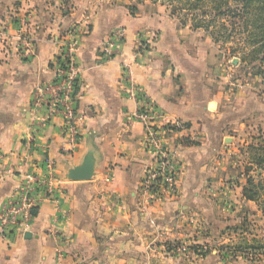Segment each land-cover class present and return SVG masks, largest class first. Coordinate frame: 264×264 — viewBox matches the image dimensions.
I'll return each mask as SVG.
<instances>
[{
    "label": "crops",
    "instance_id": "0c3cea01",
    "mask_svg": "<svg viewBox=\"0 0 264 264\" xmlns=\"http://www.w3.org/2000/svg\"><path fill=\"white\" fill-rule=\"evenodd\" d=\"M130 1L0 0V207L25 173H46L47 161L57 179L28 230L0 235V264H264L221 257L243 206L255 205L242 195L245 180L228 177L240 134L226 131L247 121L224 99L217 50L160 3ZM67 38L77 42L79 143L71 150L60 116L40 127L31 114L33 92L54 78ZM130 84L157 108L163 144L177 155L175 189L159 187L157 197L142 189L155 156L132 117ZM86 156L92 177L66 179ZM195 245L209 252L199 257Z\"/></svg>",
    "mask_w": 264,
    "mask_h": 264
},
{
    "label": "built area",
    "instance_id": "2783aa9c",
    "mask_svg": "<svg viewBox=\"0 0 264 264\" xmlns=\"http://www.w3.org/2000/svg\"><path fill=\"white\" fill-rule=\"evenodd\" d=\"M116 37V38H114ZM121 32H116L105 44L104 52L110 56ZM112 39V40H111ZM77 42L67 38L60 49L54 78L36 86L32 101L31 114L33 120L40 126L46 125L53 117L62 119L61 131L64 135V145L73 149L78 142V114L75 106L78 72L75 63ZM128 96L136 100V109L132 117L143 123L146 132L147 148L155 156V166L146 172L142 182L144 192H151L155 197L158 192L154 186L159 184L163 190L174 191L178 160L175 151L167 150L162 141L165 127L158 125V112L155 105L141 90L130 84L125 87ZM180 126L179 123H175ZM63 146L64 149L66 147ZM1 160V155H0ZM160 178V180H159ZM159 182V183H157ZM57 184L53 172V164L46 162V173H25L24 180L14 187L0 207V235H5L10 229L24 232L29 229L33 214L38 205L50 199ZM182 251L183 245L177 247Z\"/></svg>",
    "mask_w": 264,
    "mask_h": 264
},
{
    "label": "rangeland",
    "instance_id": "374dc122",
    "mask_svg": "<svg viewBox=\"0 0 264 264\" xmlns=\"http://www.w3.org/2000/svg\"><path fill=\"white\" fill-rule=\"evenodd\" d=\"M136 1L137 0L130 1V8L137 4ZM156 2L165 6L168 16L182 23L181 20L183 16L180 14L179 10L175 12L174 7L165 1L162 2V0H157ZM222 20L225 25L230 24L229 19L224 18ZM185 24L190 25V28L193 29L192 31L198 34L197 38L201 36L200 34L207 37L205 38L207 39L208 49L210 51L217 50L220 62L217 80L220 81L225 88L226 95L224 99L229 101L232 106L229 108L230 113L237 114L240 112L238 118L242 119L243 122L247 121L240 130L228 129L226 131V133H230V135H233V133L234 135H236V133L240 134L238 135L236 152L230 155L229 158L231 164L229 167L232 169L233 174H229L228 177L233 178V183L234 180L237 181V178L246 181V173L254 176L255 173H261V180H263L264 172L262 173L255 165H250L249 161L252 150L249 146L255 145L256 147L264 144V65H257L255 67L250 65V58L252 57L251 46L248 43L242 45L238 32H235V34L225 42L219 41L218 43H214L208 31L202 28L194 29L191 27L193 22L189 17L185 19ZM212 28L214 29V26ZM214 30L217 35H221V31L224 32L222 29ZM205 38L202 40H205ZM225 141L229 143L231 142V138L227 137ZM259 192V201H253L255 211L249 207L243 206L242 212H245L243 219L232 225L234 230H231V234L225 235V237L229 239V243L235 246L240 244L242 248H246L247 251H251L252 254L254 250L246 246L264 243V208L261 205V200H264V188L259 190ZM165 249L169 251L166 246ZM246 249L243 250L246 251ZM241 253L242 252L238 253L236 257L245 258L248 256L246 253ZM254 256L255 258H259L257 259L258 261L264 260V256L262 255L254 253Z\"/></svg>",
    "mask_w": 264,
    "mask_h": 264
},
{
    "label": "trees",
    "instance_id": "16d2710c",
    "mask_svg": "<svg viewBox=\"0 0 264 264\" xmlns=\"http://www.w3.org/2000/svg\"><path fill=\"white\" fill-rule=\"evenodd\" d=\"M143 1V0H140ZM156 2L157 0H150ZM174 7V10H179L183 16L181 24H185V19L189 17L193 22L192 28H202L210 33L212 41L218 43L229 40L235 32H238L243 44H249L252 49V57L250 58V65L263 66L264 65V0H162ZM229 19L230 24L225 25L222 19ZM214 29H222L221 35H217ZM212 29V30H210ZM59 60V57H58ZM77 90V86H76ZM251 156L250 165H255L262 173L264 172V144L260 146L250 145ZM255 147V148H254ZM246 173V181L242 187V195L245 199L258 202L259 190L264 188V178L261 173L248 175ZM160 180V178H159ZM159 183V182H157ZM159 184L154 186V191L158 192ZM261 205L264 208V200H261ZM36 208L32 214H36ZM169 248L170 243H165ZM175 244H179L176 242ZM254 250L253 254L242 248L240 244H224L220 246L221 257L226 259L231 257L236 258L238 253H246V258L250 260H257L254 253L264 256V243L246 246ZM194 253L199 257H204L209 250L203 249L202 245H195L192 247ZM243 249H246L243 250ZM241 253V254H242ZM250 253V254H249ZM252 255V256H251ZM254 256V257H253Z\"/></svg>",
    "mask_w": 264,
    "mask_h": 264
},
{
    "label": "water",
    "instance_id": "95a60500",
    "mask_svg": "<svg viewBox=\"0 0 264 264\" xmlns=\"http://www.w3.org/2000/svg\"><path fill=\"white\" fill-rule=\"evenodd\" d=\"M94 174V161L91 156L83 158L80 164L67 170L66 179L68 180H89ZM25 236L29 233H25Z\"/></svg>",
    "mask_w": 264,
    "mask_h": 264
}]
</instances>
